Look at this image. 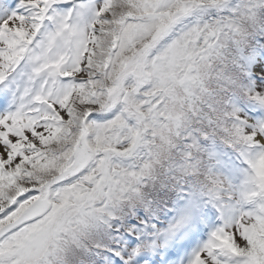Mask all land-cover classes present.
<instances>
[{
	"label": "snow or ice",
	"instance_id": "obj_1",
	"mask_svg": "<svg viewBox=\"0 0 264 264\" xmlns=\"http://www.w3.org/2000/svg\"><path fill=\"white\" fill-rule=\"evenodd\" d=\"M0 264H264V0H0Z\"/></svg>",
	"mask_w": 264,
	"mask_h": 264
}]
</instances>
